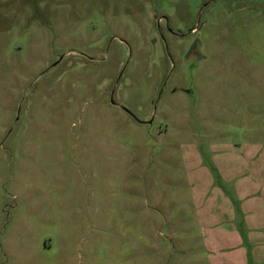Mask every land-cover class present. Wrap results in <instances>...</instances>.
<instances>
[{"label": "rangeland", "instance_id": "obj_1", "mask_svg": "<svg viewBox=\"0 0 264 264\" xmlns=\"http://www.w3.org/2000/svg\"><path fill=\"white\" fill-rule=\"evenodd\" d=\"M0 264H264V0H0Z\"/></svg>", "mask_w": 264, "mask_h": 264}]
</instances>
